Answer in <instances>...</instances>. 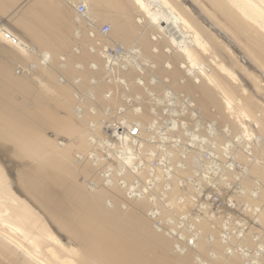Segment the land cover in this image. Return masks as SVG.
I'll return each instance as SVG.
<instances>
[{
  "label": "bare ground",
  "instance_id": "1",
  "mask_svg": "<svg viewBox=\"0 0 264 264\" xmlns=\"http://www.w3.org/2000/svg\"><path fill=\"white\" fill-rule=\"evenodd\" d=\"M0 264H264V0H0Z\"/></svg>",
  "mask_w": 264,
  "mask_h": 264
},
{
  "label": "built area",
  "instance_id": "2",
  "mask_svg": "<svg viewBox=\"0 0 264 264\" xmlns=\"http://www.w3.org/2000/svg\"><path fill=\"white\" fill-rule=\"evenodd\" d=\"M78 9H79V11H80L81 13H84V12L86 11V7H85V5H83V4H80V6H79ZM109 30H110V26H109L108 24H105V25L102 27V31H103L104 33H108Z\"/></svg>",
  "mask_w": 264,
  "mask_h": 264
},
{
  "label": "rangeland",
  "instance_id": "3",
  "mask_svg": "<svg viewBox=\"0 0 264 264\" xmlns=\"http://www.w3.org/2000/svg\"><path fill=\"white\" fill-rule=\"evenodd\" d=\"M103 24H109V22H104ZM110 25V24H109ZM102 27V26H101ZM110 29H111V25H110ZM117 50H119V49H117ZM109 94V93H108ZM108 96V95H107ZM112 123L113 124H115L116 126H117V124H119L120 122L118 121V120H112ZM236 166H238V164H236ZM214 197V199L216 200V201H218V196H216V195H214L213 196ZM221 203V201H218V204H220ZM192 243V242H191Z\"/></svg>",
  "mask_w": 264,
  "mask_h": 264
}]
</instances>
